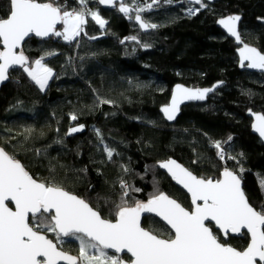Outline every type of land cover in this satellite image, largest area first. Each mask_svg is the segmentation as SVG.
Instances as JSON below:
<instances>
[{"label":"trees","instance_id":"trees-1","mask_svg":"<svg viewBox=\"0 0 264 264\" xmlns=\"http://www.w3.org/2000/svg\"><path fill=\"white\" fill-rule=\"evenodd\" d=\"M55 2L69 11L80 6L78 0ZM124 4L132 9L128 14L119 11V4L108 10L89 0L86 6L99 11L106 23L101 28L88 17L74 40L55 35L26 40L22 51L29 66L43 57L53 74L41 89L23 66L8 73L0 87V146L34 178L54 180L94 208L99 205L108 219L120 203L121 180L131 186L125 197L130 204L163 192L191 209L188 196L158 168L169 157L199 177L218 179L225 167L233 170L242 176L250 204L264 208V145L250 132L246 114L247 109L264 114V83L261 76L238 68L234 42L215 26L218 16L241 14L243 40L264 52V0H216L192 16L186 14V0ZM137 7L145 9L139 14L156 28L139 29L133 21ZM8 12L9 0H0V17ZM133 36L138 43L127 41ZM217 81L223 85L205 102L184 105L172 124L163 120L158 109L175 83L198 88ZM77 125L84 128L69 134ZM216 141L236 159H221ZM105 145L114 149L111 160ZM143 226L163 238L171 233L152 216L144 217ZM46 235L78 255L61 246L54 233ZM248 240L243 232L227 243L242 249Z\"/></svg>","mask_w":264,"mask_h":264},{"label":"snow or ice","instance_id":"snow-or-ice-1","mask_svg":"<svg viewBox=\"0 0 264 264\" xmlns=\"http://www.w3.org/2000/svg\"><path fill=\"white\" fill-rule=\"evenodd\" d=\"M88 2L78 0L79 8L69 11L55 0H9L8 14L0 17V43L3 44L0 81L7 78L11 67L19 65L43 89L53 70L42 63L43 57L34 61L35 67H30L24 52L16 50L30 34L74 40L83 31L88 17L103 27L106 21L99 11L86 6ZM97 2L113 4V0ZM187 2L198 6L186 10L189 16L207 7L205 0ZM156 3L158 0H152L153 5ZM135 10V20L141 28L157 27L142 19L139 13L145 9L137 7ZM119 11L128 14L132 9L122 4ZM239 20V15H229L220 19L219 24L243 45L238 47L240 66L264 71V53L243 42L237 30ZM58 23L62 24L63 31L56 30ZM130 39L136 40V37ZM216 87L193 90L177 84L171 103L162 108L164 116L169 121L174 120L182 101L203 100ZM70 118L77 119L75 115ZM256 121L253 128L264 137V114H256ZM83 128L84 125L73 127L69 134ZM97 133L103 144L99 130ZM215 147L221 150L218 156L223 159L221 142L216 141ZM104 150L111 160L114 149L105 145ZM228 158L236 159L230 155ZM160 167L167 169L191 193L193 209L181 206L163 192L154 194L147 202L130 204L125 197L129 196L131 186L121 180L120 203L114 204L113 218L108 219L97 210L99 205L94 208L54 180L42 182L34 178L13 154L0 147V264H57L60 260L67 264H124L121 256L116 255L124 250L131 254L127 264H257V260L264 264V208L257 210L249 203L241 186V175L225 167L221 179L198 178L174 160L162 162ZM243 171L241 167L239 172ZM261 186L264 188V183ZM8 201L14 202L15 210L8 206ZM142 213L162 217L174 232L161 238V234L146 230L141 226ZM205 221H214L222 235H217ZM241 229H247L250 241L246 247L238 249L227 243L226 238L230 233L241 234ZM46 233H54L58 241L65 243L78 242V255L58 250ZM107 249L115 253L109 254ZM90 250H95L96 254H91Z\"/></svg>","mask_w":264,"mask_h":264},{"label":"water","instance_id":"water-1","mask_svg":"<svg viewBox=\"0 0 264 264\" xmlns=\"http://www.w3.org/2000/svg\"><path fill=\"white\" fill-rule=\"evenodd\" d=\"M215 1H216V0H205V2H207V3H209V4H210V3H213V2H215ZM124 2H125V0H113V4H111V5H101V4H99L98 2H97V4H98V6H99L101 9L112 10V9H114V8L116 7L117 4H121V3H124ZM186 2H187V0H186ZM187 3H188V2H187ZM188 4H189V3H188ZM190 5H192V4H190ZM195 6H196V5H195ZM229 15H239V16H240V20L237 22V30L239 31V24H240V22H241V20H242V15L239 14V13H232V14H227V15L218 16L217 19H216V21H215V26H216L217 28H219V29L225 34L226 37H228L229 39H231V40L234 42V45L236 46L234 52H235L236 57H237V65H238V68H239L240 70H247V71H249V72H258V73H263V74H264V71H261V70H258V69H249V68H247V67H241V66H240V57H239L238 47H242L243 45H242V44H238V43L235 41V39H234V38H233V37L227 32V30L223 27V25L219 24V20H220V19H222V18H224V17H226V16H229ZM141 17H142V16H141ZM142 19H143V18H142ZM143 20H144V19H143ZM133 21H134V23L139 27V29H140L142 32H148V31H150L151 28H149V29H143V28H141V27L139 26V22L135 20V16H134V18H133ZM144 21H145V20H144ZM261 22L264 23V20H261ZM59 25H60V23L57 24L56 28H57ZM239 32H240V31H239ZM52 36H53V35H50L49 37H37V36H35V34H30L29 37H26L25 40L21 42L20 47H19L16 51H17V52L22 51V47H23L24 43H25L26 40H28L29 38H32V37H33V38L40 39V40H47V39H49V38L52 37ZM242 40H243V38H242ZM127 41H128V42H135V43H138V42H139L138 39H136V40H132V39H130V38H128ZM243 42H244V43H247V42H245L244 40H243ZM247 44H249V45L252 46V47H256V46L253 45V44H250V43H247ZM256 48H257L258 51H260L258 47H256ZM0 50H3V44H2V43H0ZM262 53H263V52H262ZM245 63H247V62H245ZM18 67H20V66L17 65V66H13V67H11V68L9 69L8 73H9L12 69H14V68H18ZM8 73H7V78H6L5 80H3V81H0V87L8 81V79H9V77H8ZM177 84L183 85L185 88L193 89V90H195V89L211 88L213 85H217V87L215 88V90H216V89H218L220 86L223 85V82H222V81H217V82H214L213 84H211L210 86L198 87V88H196V87H190V86H187V85L182 84V83H179V82L175 83V84L172 86V88H171V91H170V95H169L168 101H167L165 104H162V105L159 107V109H158V111H159L160 115L162 116L163 120H164L166 123H169V124H172V123H174V122L176 121L177 117L180 115L181 108H182L184 105H187V104H189V103H203V102L206 101L207 97L210 96V95L215 91V90H214L213 92L208 93V94L206 95L205 99H203V100H184V101H182V102L179 104V110H178V112L176 113L175 119L172 120V121H169V120H167L166 117L164 116V114H163V112H162V108H163L165 105H168V104L171 103V98H172L173 92H174V90H175V86H176ZM246 114H247V116H248V117L250 118V120H251V122H250V132H251L254 136H256V137L259 139V141L264 145V137H261V136L259 135V133H258L257 131H255V129L253 128V124L257 122V121H256V114H263V113H262L261 111H253L252 109H247V110H246ZM0 147H1V146H0ZM168 160H174V161H176L177 164H179V165L183 166L184 168H186V169H187L188 171H190L193 175H195V176H197V175L194 174V173H193L188 167L184 166L182 163H180L179 161H177V160H176L175 158H173V157H169V158H167V159H165V160H162V161H160V162L158 163V168H159L163 173H165V174L168 176V178L172 181V183H173L176 187H178L180 190H182V191L188 196V198H189V202H190V205H191V209H190V211H191V210L193 209V205H192V201H191V193L188 192V190H187L186 188H184L183 185L179 184V183H178V182H177V181L171 176V173H169L167 169L160 167V164H161L162 162H165V161H168ZM22 165H23V164H22ZM23 166H24V165H23ZM222 172H223V170L220 172V175H219V178H218V179H221V178H222V176H221V173H222ZM197 177L200 178L199 176H197ZM241 186H242V181H241ZM242 189H243V186H242ZM243 191H244V190H243ZM71 193H72V192H71ZM244 193H245V192H244ZM73 194H74V193H73ZM75 195H77V194H75ZM166 195H167V194H166ZM245 195H246V194H245ZM77 196H78V195H77ZM167 196H168V195H167ZM79 197H80V196H79ZM169 197H170L171 199H174V198H172L171 196H169ZM246 197H247V196H246ZM174 200H175V199H174ZM176 201H177V200H176ZM143 202H147V200H146V201H143ZM177 202H178V201H177ZM7 203H8V206H9V207H11V208H13V210H15L14 202L8 201ZM178 203H179V202H178ZM198 203H202V202L198 201ZM249 203H250V202H249ZM179 204H180V203H179ZM181 206H182V205H181ZM146 216H152V217H155L156 219H158L159 221H161V222H162V223H163V224H164V225H165V226L171 231V233L174 232V230L171 229V226H170V225H167V222H166V221H163V218L157 216L155 213H150V214H148V213H142V215H141V226H142V227H144V226H143V219H144V217H146ZM104 218H105V217H104ZM205 223H206L209 227H212V228H213V231H214V230L217 231L216 226H215V222H214V221H211V222H209V221H205ZM144 228H145V227H144ZM145 229L148 230L147 228H145ZM217 232H218V231H217ZM243 232L246 233V234L248 235V238H249L248 242H249V241H250V234L247 233V229H241V234L230 233L229 236H228L226 239L228 240L229 237H240V236H242V233H243ZM218 234H219V235H222L221 232H218ZM48 238H49V237H48ZM161 238H163V237H161ZM49 239H50V238H49ZM53 242H54V241H53ZM54 243H55V242H54ZM247 244H248V243H247ZM246 246H247V245H246ZM57 247H58V246H57ZM58 250H63V249H61V248L58 247ZM63 251H65V250H63ZM106 251L109 252V253H111V254L115 253V250H113V249H107ZM65 252H67V251H65ZM67 253L70 254V255H75V254L70 253V252H67ZM116 255H118V256L126 255V256L129 257V259H130V257H131V254H130V253H127L126 250H124L122 253H116ZM129 259H128V260H126V259H122V261L124 262V264H127V262L129 261ZM57 264H67V261L60 260V261L57 262ZM78 264H79V262H78ZM257 264H261V262H259V261L257 260Z\"/></svg>","mask_w":264,"mask_h":264},{"label":"rangeland","instance_id":"rangeland-1","mask_svg":"<svg viewBox=\"0 0 264 264\" xmlns=\"http://www.w3.org/2000/svg\"><path fill=\"white\" fill-rule=\"evenodd\" d=\"M121 5H122V4H119V7H118V8H120ZM123 5H124V6H127V5L124 4V3H123ZM78 7H79V6H78ZM92 11H96V10H92ZM102 19H103V18H102ZM104 20H105V19H104ZM105 21H106V20H105ZM100 27H101V26H100ZM103 27H104V26H103ZM101 28H102V27H101ZM56 30H58V31H63V26L57 28ZM79 36H80V35H79ZM79 36H78V37H79ZM60 37H61V39L65 40L62 36H60ZM66 41H69V40H66ZM42 63H43V62H42ZM30 67H35V64L33 63ZM49 80H50V79H49ZM49 80H48V81H49ZM35 83H36V82H35ZM36 84H37V83H36ZM47 84H48V82H47ZM47 84H46V85H47ZM46 85H45V87H46ZM37 86H39V84H37ZM39 87H40V86H39ZM45 87H44V88H45ZM44 88H43V89H44ZM79 126H80V125L73 126V127L78 128ZM73 127H71V128H73ZM71 128H70V129H71ZM70 129H69V130H70ZM217 235H219V234H217ZM66 239H67V238H66ZM58 243H60L61 246H64V247H66V248H70V249L75 250V251L78 252V247H79V246H78V242H76V241L69 240V241L66 242V243H65V242H62V241H58ZM90 253H91V254H96V253H95V250H90ZM108 253H109V252H108ZM109 254H111V253H109Z\"/></svg>","mask_w":264,"mask_h":264},{"label":"flooded vegetation","instance_id":"flooded-vegetation-1","mask_svg":"<svg viewBox=\"0 0 264 264\" xmlns=\"http://www.w3.org/2000/svg\"><path fill=\"white\" fill-rule=\"evenodd\" d=\"M207 5L209 4V3H207V2H205ZM188 4V3H187ZM210 4H212V3H210ZM189 5V7L191 6V7H194L195 5H190V4H188ZM197 6V5H196ZM264 24V23H263ZM260 50V49H259ZM261 51V50H260ZM261 52H263V51H261ZM264 53V52H263ZM247 71V70H246ZM249 72V71H248ZM250 73H255V74H257V75H259V76H261V79L263 80V83H264V74L263 73H258V72H250ZM250 122H251V120H250ZM121 258L122 259H126V260H128L129 259V257L128 256H126V255H123V256H121Z\"/></svg>","mask_w":264,"mask_h":264},{"label":"built area","instance_id":"built-area-1","mask_svg":"<svg viewBox=\"0 0 264 264\" xmlns=\"http://www.w3.org/2000/svg\"><path fill=\"white\" fill-rule=\"evenodd\" d=\"M219 150H220V149H219ZM220 151H221V150H220ZM220 151H219V152H220ZM223 151H224V153H225V156H226V155H230V156H232L231 154H228V152H227L225 149H223Z\"/></svg>","mask_w":264,"mask_h":264}]
</instances>
